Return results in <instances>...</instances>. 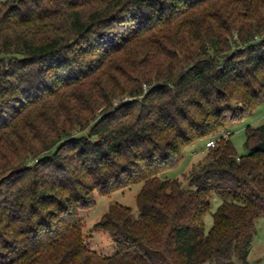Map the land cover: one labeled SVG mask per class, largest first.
<instances>
[{"label": "trees", "instance_id": "trees-1", "mask_svg": "<svg viewBox=\"0 0 264 264\" xmlns=\"http://www.w3.org/2000/svg\"><path fill=\"white\" fill-rule=\"evenodd\" d=\"M263 100L264 0L0 1V264H250L264 124L161 173ZM136 183L90 247L80 211Z\"/></svg>", "mask_w": 264, "mask_h": 264}, {"label": "rangeland", "instance_id": "rangeland-1", "mask_svg": "<svg viewBox=\"0 0 264 264\" xmlns=\"http://www.w3.org/2000/svg\"><path fill=\"white\" fill-rule=\"evenodd\" d=\"M4 1V0H0ZM242 103L240 102L239 105ZM257 126L264 124V100L260 102L252 111L247 112L243 119L237 121H229L222 127L216 135L212 137L199 139L185 149L184 157L174 167L169 168L161 173L163 178H179L184 186H189L187 175L192 166L198 162L210 146H207V141L211 138H216L221 131L231 130L230 139L239 155L247 152L245 145L246 127L247 125ZM142 183H136L130 187L116 190L110 194H101L95 191L96 203L90 208L82 209L81 215L84 221V233L87 244L95 248L98 252L104 254H112L117 251V245L110 237L109 233L104 230H96L94 224L108 210L110 203L118 202L131 206L138 213L136 202V194L140 190ZM221 199L218 196L213 197L211 210L205 214V228L208 231L213 223V213L220 204ZM255 232L251 241L250 252L248 259L250 264H264V215L257 218L255 222ZM208 264V263H206Z\"/></svg>", "mask_w": 264, "mask_h": 264}, {"label": "built area", "instance_id": "built-area-1", "mask_svg": "<svg viewBox=\"0 0 264 264\" xmlns=\"http://www.w3.org/2000/svg\"><path fill=\"white\" fill-rule=\"evenodd\" d=\"M231 133H232V131L231 130H222L221 131V134H218L217 136H216V138H211V139H209L208 141H207V146H214L215 144H216V141H217V139L220 137V136H223V137H228V136H230L231 135Z\"/></svg>", "mask_w": 264, "mask_h": 264}]
</instances>
